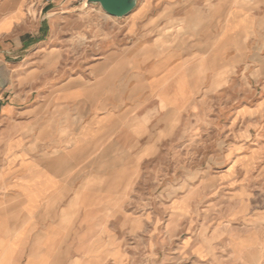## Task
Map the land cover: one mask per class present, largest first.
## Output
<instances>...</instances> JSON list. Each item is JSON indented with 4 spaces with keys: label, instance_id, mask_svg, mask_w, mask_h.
I'll return each mask as SVG.
<instances>
[{
    "label": "rangeland",
    "instance_id": "374dc122",
    "mask_svg": "<svg viewBox=\"0 0 264 264\" xmlns=\"http://www.w3.org/2000/svg\"><path fill=\"white\" fill-rule=\"evenodd\" d=\"M46 15L13 79L21 108L0 117L22 121L25 98L95 85L126 107L128 148L89 172L79 204L46 206L77 220L57 222L73 235L38 258L264 264V0H139L122 18L57 0Z\"/></svg>",
    "mask_w": 264,
    "mask_h": 264
},
{
    "label": "crops",
    "instance_id": "0c3cea01",
    "mask_svg": "<svg viewBox=\"0 0 264 264\" xmlns=\"http://www.w3.org/2000/svg\"><path fill=\"white\" fill-rule=\"evenodd\" d=\"M56 2L0 0V107L5 104V113L21 108L13 88L20 54L46 38V14ZM32 11L36 21L28 15ZM199 13L201 21L207 18ZM20 27L26 35H11ZM98 93L88 85L64 91L56 100L50 93L36 101L25 98L22 121L8 124L0 117V156L6 158L0 165V264H48V256L36 254L50 253L59 237L73 235L72 228L64 230L57 222L77 218L48 212L46 206L79 204L89 172L110 163L112 150L115 155L127 151L121 126L127 109L119 96ZM17 204L24 205L20 212Z\"/></svg>",
    "mask_w": 264,
    "mask_h": 264
},
{
    "label": "water",
    "instance_id": "95a60500",
    "mask_svg": "<svg viewBox=\"0 0 264 264\" xmlns=\"http://www.w3.org/2000/svg\"><path fill=\"white\" fill-rule=\"evenodd\" d=\"M139 0H86L87 4H99L109 15L122 18L130 14Z\"/></svg>",
    "mask_w": 264,
    "mask_h": 264
},
{
    "label": "bare ground",
    "instance_id": "6f19581e",
    "mask_svg": "<svg viewBox=\"0 0 264 264\" xmlns=\"http://www.w3.org/2000/svg\"><path fill=\"white\" fill-rule=\"evenodd\" d=\"M83 2H84V5H86V4H87L86 0H83Z\"/></svg>",
    "mask_w": 264,
    "mask_h": 264
}]
</instances>
